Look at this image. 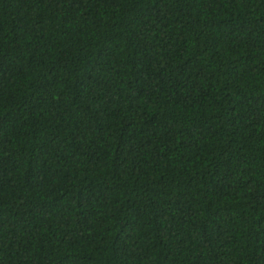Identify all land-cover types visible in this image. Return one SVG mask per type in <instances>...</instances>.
Instances as JSON below:
<instances>
[{
  "label": "trees",
  "instance_id": "16d2710c",
  "mask_svg": "<svg viewBox=\"0 0 264 264\" xmlns=\"http://www.w3.org/2000/svg\"><path fill=\"white\" fill-rule=\"evenodd\" d=\"M0 264H264V0H0Z\"/></svg>",
  "mask_w": 264,
  "mask_h": 264
}]
</instances>
